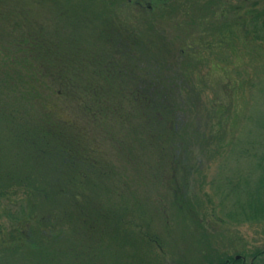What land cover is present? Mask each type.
Segmentation results:
<instances>
[{
    "label": "rangeland",
    "instance_id": "rangeland-1",
    "mask_svg": "<svg viewBox=\"0 0 264 264\" xmlns=\"http://www.w3.org/2000/svg\"><path fill=\"white\" fill-rule=\"evenodd\" d=\"M129 1L0 0V77H4V70L14 78L13 89L1 98L7 102L9 113L17 110L27 118L37 111L35 100L18 98L15 78L32 75L27 76L28 70L19 67L21 60H11L20 57L21 48L26 46L22 38L29 34L78 37L76 44L82 47V53L64 44L65 57L45 60L46 66L61 65L64 71L59 75L65 77H105L103 68L109 64L123 72L131 67L127 57L114 56L116 47L126 48L127 34L121 35L119 43L108 40L113 29L121 28L124 33L130 29L135 34L131 41L144 49H138V57L132 62L135 75H148L149 66L167 56L169 42L179 57L180 72L175 74L185 77L188 85L184 93L190 114L183 118L185 128L181 131L186 133L181 137L175 134L185 148L181 158L172 157L165 175L146 171L147 164H158L156 159L147 162L152 154L149 145L141 152L144 169L138 170L133 161L135 153L129 158L117 154L114 146L109 150L115 143L106 131L112 130L113 120L101 129L107 140L104 148L110 153L107 164L113 171L94 187L82 185L77 193L79 204L66 207L71 216L64 228V251L58 257L50 250L48 262L203 264L229 256L238 257L241 264H264V220L246 219L238 213L246 191L257 190L264 176L258 165L264 160V43L246 38L242 27L234 28L236 35L229 33V39H222L227 22L236 16V8L239 15L247 17L252 4L264 0H170L166 4L144 0L145 5L139 7L135 4L139 0ZM149 2L156 3L153 10H146ZM164 23L168 28L163 29ZM117 74L112 77H124L126 73ZM54 87L55 83L49 81L40 91L52 97ZM70 105L68 100L59 107L66 114ZM114 124L118 126L116 120ZM18 132L16 119H0V166L13 160V153L21 159ZM142 134L143 138L145 131ZM144 140L149 141L146 135ZM196 144L201 154L194 153ZM187 150L193 152L189 157L185 156ZM75 210L81 215L77 219H73ZM7 220L6 216L1 218L6 224ZM149 230L159 240L158 247L144 239L143 233ZM129 232L139 239H132ZM117 238L121 244H117ZM40 256L2 248L0 264L47 262Z\"/></svg>",
    "mask_w": 264,
    "mask_h": 264
},
{
    "label": "trees",
    "instance_id": "trees-1",
    "mask_svg": "<svg viewBox=\"0 0 264 264\" xmlns=\"http://www.w3.org/2000/svg\"><path fill=\"white\" fill-rule=\"evenodd\" d=\"M168 1L170 0H155L156 3L165 4ZM149 3L146 10H153L156 3ZM135 4L138 7L145 5L144 0ZM235 11L238 14L230 19L232 22H227L223 41L230 38L227 37L230 36L229 33L237 34L235 27H242L246 38L251 37L253 41L261 40L264 43V2L252 4L247 11V17L239 15L237 8ZM163 26V29L168 28V23ZM125 34L126 48L116 47L114 56L127 57L131 67L123 72V69L117 70V65L109 64L103 68L105 77H65L59 75L64 71L61 65L53 63L46 66L45 60L50 62L51 58H54L58 61L65 57L64 44L82 53V47L76 44V41L80 40L78 37L29 34L22 38V43L26 46L21 48L19 58L15 56L11 57V60H15L14 63L21 60L23 64L19 67L23 66L28 70L27 76L32 75L15 77L19 85L18 98L22 101L37 102V111L29 114L27 118H22L17 110L13 113L7 111L8 104L1 98L10 88L13 89L14 78L9 71L2 70L4 77H0V119L3 120L4 116L16 119L22 144H19L21 159L18 153H13V160L5 166H0V206L3 208V214L0 213V251L2 248L6 251L15 248L18 253L32 251L42 254L40 257L43 262L47 261L42 264H50L47 259L51 257L50 250L60 256L61 250L64 251V228L71 216V211L68 214L66 207L79 204L77 193L82 185L86 183L94 187L98 185V180H107L113 171L107 164L110 153L104 148L107 140L101 130H105V124L111 123L112 120V130L109 129L106 133L111 135V141L115 144L110 142L109 150L114 146L117 154L129 158L135 153L133 161H136L138 170L144 169L141 162L144 155L141 152L147 145L152 153L147 162L156 159L159 165L147 164L149 167H146V171L155 172L156 176L161 173L165 175L170 171L172 157L176 160L181 158L185 145L176 141L175 134L180 136L186 133V130L181 132L185 128L183 118L189 116L190 109L184 93L188 90L185 77L175 74L176 71L180 72L177 49L166 42L169 49L167 56L156 65H150L147 69L150 72L148 75H135L132 62L135 63L138 57V49H144L141 44L137 45L136 41H131V37L134 39L135 36L133 30L127 29L124 33L117 27L112 30L108 40L119 43L118 39L123 40L122 36ZM6 55L8 56L7 53ZM115 73L126 74L124 77H112ZM49 74L55 77H46ZM49 81L55 83L52 97L51 94L44 95L43 91H40ZM66 100H69L71 105L70 111L64 114L65 111L62 112L59 105L66 104ZM72 103L77 105L73 106ZM115 128H119L122 133L117 132ZM142 130L149 141L144 140L145 135L142 138ZM174 142L177 143L175 147ZM200 150L198 144L193 148L197 154H201ZM189 153L193 152L187 150L185 156L189 157ZM258 165L264 173V160ZM98 204L101 212H104V207L100 202ZM96 211L99 213V208ZM73 212V219L81 216L77 214V210ZM238 213L246 219L264 220V176L260 177L257 190L246 191L244 203ZM5 216L8 219L7 224L1 221ZM130 235L132 239H139L134 232ZM143 235L150 245L159 246V240L152 237L150 230ZM117 239V244H121L120 238ZM2 243L10 246L3 247ZM241 262L237 257L226 256L203 264ZM138 264L145 262L139 261Z\"/></svg>",
    "mask_w": 264,
    "mask_h": 264
},
{
    "label": "water",
    "instance_id": "water-1",
    "mask_svg": "<svg viewBox=\"0 0 264 264\" xmlns=\"http://www.w3.org/2000/svg\"><path fill=\"white\" fill-rule=\"evenodd\" d=\"M238 258V257H237Z\"/></svg>",
    "mask_w": 264,
    "mask_h": 264
}]
</instances>
